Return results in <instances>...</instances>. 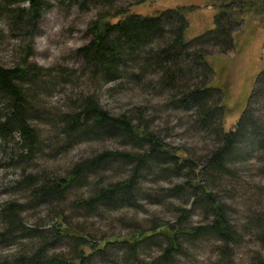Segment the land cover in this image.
Instances as JSON below:
<instances>
[{"label": "rangeland", "instance_id": "1", "mask_svg": "<svg viewBox=\"0 0 264 264\" xmlns=\"http://www.w3.org/2000/svg\"><path fill=\"white\" fill-rule=\"evenodd\" d=\"M47 1L50 3L40 18L29 24L27 14V22L18 26L10 11L21 6L27 12L29 1L0 0V64L16 67L29 61L45 69L34 83H31L32 79L25 81L31 104L30 120L38 128L35 149L31 151L26 147L17 133L12 140L0 136V209L7 203H21L23 208L19 217L25 229L16 230L12 241L0 236V264L13 262L20 256H31L39 243L35 233L51 235L61 212L69 217L72 226L100 242L113 236L128 238L140 227H151L157 218L174 222L179 213L176 207L184 206L188 201L186 195L182 198L166 197L164 188L174 186L177 180L170 172L154 170L152 173L142 172L141 191L135 205L98 208L95 212L73 209L70 202L80 194L89 197L97 185L128 175L130 165L112 162L90 172L84 182L72 188L61 202L40 206L33 203L25 177L64 176L77 163L94 158L105 150L131 149L116 139L71 140L63 132L65 116L76 112L85 95L95 94L101 104L116 115L127 113L135 117L138 112H143L153 131L173 148L185 149L191 155H206L217 144L210 131L195 125L191 111L176 106L172 93L158 86L159 74L155 70L148 73L142 83L126 72L114 80H93L87 61L77 52L90 40L87 30L93 20L100 14L115 13L130 6H133V12L142 14H156L180 5L198 6L188 14L191 27L188 37H195L214 27L216 10L210 6L209 0H147L142 4L139 3L142 0H115L111 4L93 3L88 10H82L78 4L73 5L67 0ZM235 39V49L224 50L213 41L203 45L209 51L208 61L214 67L211 73L213 83L227 90L224 120L227 130L232 129L240 118L253 88L257 87V75L264 69V28L258 20L248 19L235 32ZM131 67L132 70L136 68ZM138 69L139 66L136 71ZM252 107L258 120H262L264 96L256 97ZM6 114L0 97V121ZM246 139L248 143L240 144L237 154L227 162V172L217 180V191L228 203L230 218L236 223L239 235L238 242L230 246L233 249L230 264H251L260 253L264 254V241L260 240V232L252 219L264 211V157L260 158V152L251 153L250 134ZM150 165L157 167L154 163ZM163 166L170 168L168 164ZM193 201L191 199L186 207L191 209ZM191 222H204L200 207L195 209ZM4 228L0 219V235ZM221 246L217 237L205 236L188 244L182 254L176 256L174 264H223ZM162 250L158 243L140 247L137 258L133 259L128 255L126 245L117 242L107 248L105 254H97L93 264H163L157 262ZM57 253L71 259L73 246L68 240H60L49 251L50 255Z\"/></svg>", "mask_w": 264, "mask_h": 264}, {"label": "trees", "instance_id": "2", "mask_svg": "<svg viewBox=\"0 0 264 264\" xmlns=\"http://www.w3.org/2000/svg\"><path fill=\"white\" fill-rule=\"evenodd\" d=\"M22 1L30 3L27 12L21 6L10 11L18 26L28 18L29 24L35 22L50 3L47 0ZM67 1L88 10L93 3L111 4L115 0ZM209 1L216 10L214 27L195 37H188L191 28L188 14L198 6L180 5L156 14L133 12V6H130L115 13L100 14L88 26L90 40L77 51L87 61L93 80H114L126 72L142 83L148 73L158 72V86L169 90L175 97L176 106L191 111L195 125L210 131L217 139V144L206 155L194 156L185 149L173 148L151 129L143 112H138L135 117L127 113L116 115L105 108L95 94H89L81 99L76 112L65 116L63 132L71 140L116 139L131 149L105 150L94 158L77 163L64 176L54 178L44 174L24 178L36 206L53 205L64 200L76 185L82 184L90 172L112 162L130 165L126 177L97 185L89 197L80 194L70 202L73 209L95 212L98 208L137 204L142 172H170L177 182L164 188L165 196L182 198L186 195L188 198L184 206L176 207L177 219L171 222L157 218L151 227H140L128 238L113 236L97 242L92 235L72 226L69 217L61 212L51 235L35 233L39 243L31 256H20L7 264H93L97 254H105L107 248L117 242L126 245L128 255L133 259L137 258L140 247L158 243L163 252L157 262L174 264L176 256L182 254L188 244L208 235L221 241L223 264L232 263L233 249L230 246L238 242L239 235L236 223L230 218L229 205L217 191V180L227 172V162L237 154L240 144L248 143L247 134L252 136L251 153L260 152V158L264 157V115L258 120L252 107L256 97L264 96V69L257 75V87L253 88L240 118L232 129L227 130L224 127L227 90L213 83L211 73L214 67L208 61L210 53L203 45L213 41L224 50L235 49V32L250 18L257 19L264 28V0ZM116 18L118 20L112 21ZM132 65L136 66L134 70ZM44 72L45 69L29 61L16 67L0 64V97L7 110L0 121V136L12 140L17 133L31 151L37 146L39 137L38 128L30 120L31 104L25 81L32 79L31 83H34ZM246 150L248 152L247 147ZM150 163L157 167L152 168ZM166 164L170 168L165 169L163 165ZM191 199L194 201L190 209L186 204ZM197 207H200L204 221L200 224L191 222ZM22 208L21 203L11 202L0 209V219L5 227L1 239L12 241L16 230H25L19 217ZM252 219L260 232V240L264 241V211ZM60 240H68L73 246L71 259L63 254H49ZM251 264H264V254L260 253Z\"/></svg>", "mask_w": 264, "mask_h": 264}]
</instances>
